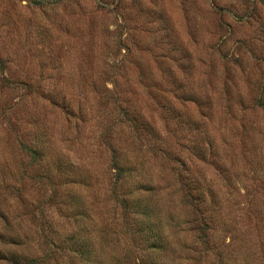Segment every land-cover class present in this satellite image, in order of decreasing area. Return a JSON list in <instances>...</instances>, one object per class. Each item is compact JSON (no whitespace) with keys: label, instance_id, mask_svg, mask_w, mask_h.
I'll return each instance as SVG.
<instances>
[{"label":"rangeland","instance_id":"rangeland-1","mask_svg":"<svg viewBox=\"0 0 264 264\" xmlns=\"http://www.w3.org/2000/svg\"><path fill=\"white\" fill-rule=\"evenodd\" d=\"M171 182L217 204L223 264H264V0H0L8 241L34 264H198Z\"/></svg>","mask_w":264,"mask_h":264},{"label":"trees","instance_id":"trees-1","mask_svg":"<svg viewBox=\"0 0 264 264\" xmlns=\"http://www.w3.org/2000/svg\"><path fill=\"white\" fill-rule=\"evenodd\" d=\"M148 130L150 129L147 125ZM146 127L143 129H147ZM29 153L31 152V158L34 162L37 163L38 166H43L45 164V157L42 154V152L37 151L33 148H28ZM117 162H119L116 159V169H117V179L118 181L123 180L125 176V168L121 165H117ZM175 182H171V186L174 187V191L170 193L171 197L178 196L179 199V205H183L186 208L189 207L190 212L191 208H195L196 211H198L202 217V222L200 223L203 225L202 228L194 230L195 234L193 235V238L191 239V242L193 245H189V253L194 252L195 255L190 259L191 261L201 262L206 257H213L217 261L216 264H223L224 256L222 254V246H216V242H213L214 239V232L215 227L213 225L216 224L215 217L212 218L209 223L207 222L205 218V214L208 212H211V215L213 212H215L217 209L216 203L211 202V204L207 205L206 202V192L203 187L199 186L197 183H191V182H178L179 184H174ZM150 187V186H148ZM151 190V189H148ZM182 193V194H179ZM184 195V198H182ZM213 203V204H212ZM129 202L127 200L124 201V206L126 208L129 207ZM1 217V216H0ZM204 217V218H203ZM1 219V218H0ZM127 222L129 224H134V222L131 220L130 216H127ZM1 223H3L0 220V226ZM6 223V222H5ZM188 223V222H186ZM186 223L182 222V225H187ZM9 228V227H8ZM8 229L4 226V229L0 230V244L3 245H9L11 248L7 251L4 249H0V262L6 263V264H34L31 260H29L26 256V252H23L24 248L22 243L16 242V241H8ZM144 239L146 244H148L149 249L148 251L152 254H150V259L155 258L157 256H154V253L158 250L160 252H164L167 250V244L164 241L163 235L159 232L154 231V225L150 224V229L144 234ZM11 240V239H10ZM69 240H72V237L69 238ZM187 243L188 240H187ZM83 245V244H82ZM80 248L79 250H74L77 253H80L82 256H87L92 253L93 250L90 249L89 245H83L77 244L75 247ZM13 248V249H12ZM22 249V250H21ZM158 253V254H159ZM156 255V254H155ZM206 258V259H207ZM162 263V262H161ZM88 264H91L89 261ZM93 264V263H92ZM151 264H157V262L152 261Z\"/></svg>","mask_w":264,"mask_h":264}]
</instances>
